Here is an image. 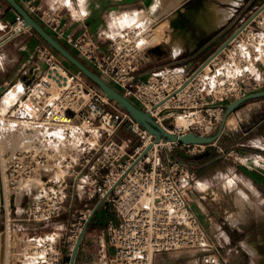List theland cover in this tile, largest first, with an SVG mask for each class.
<instances>
[{
  "label": "built area",
  "instance_id": "2783aa9c",
  "mask_svg": "<svg viewBox=\"0 0 264 264\" xmlns=\"http://www.w3.org/2000/svg\"><path fill=\"white\" fill-rule=\"evenodd\" d=\"M25 9L123 95L149 112L157 124L176 134L210 130L227 103L252 92L256 85L244 81L247 56L239 48L245 42L239 35L249 30L250 24L222 50L233 47L220 61L221 53L201 69H197L199 65L189 70L166 65L140 78L137 72L147 43H138L141 35L135 27L103 32L100 42L109 41L110 49L100 53V42L85 32L64 29L59 11L39 7L32 0L26 2ZM24 28L16 13L14 23L0 36V46ZM36 54L44 68L24 87L25 95L12 105L15 108L7 112L14 119L5 120V124L19 125V134L29 144L9 153L0 165L4 199L11 191L26 192L37 185V194L25 209L27 220L46 222L63 211L77 214L63 240L54 236L31 247V254L37 255L33 264H69L63 248L70 257L94 208L107 205L117 221L109 219L94 237L95 259L86 264H152L156 253L183 248L202 252L201 264H227L189 204L187 191L194 183L193 174L176 158L162 156L163 148L196 154L211 144L155 143L154 136L141 129L124 109L114 106L98 89L88 87L79 71L65 69L47 44H39ZM177 115L192 121L177 126ZM169 119L174 123L168 125ZM124 126L139 138L132 148L131 140L118 137ZM148 145L151 147L146 150ZM42 172L43 179L36 183ZM11 207L12 201L4 202L6 230L12 224Z\"/></svg>",
  "mask_w": 264,
  "mask_h": 264
},
{
  "label": "crops",
  "instance_id": "0c3cea01",
  "mask_svg": "<svg viewBox=\"0 0 264 264\" xmlns=\"http://www.w3.org/2000/svg\"><path fill=\"white\" fill-rule=\"evenodd\" d=\"M17 1L26 8L28 0ZM32 1L38 4L39 7L59 11L63 27L67 32H85L98 42L101 41L100 38L103 32H113L116 29L128 27L121 25L119 21L125 14L131 15L134 12H140L143 16L148 11V6L151 3V0ZM212 1L217 4H224V6L220 5L217 10L226 9L229 11L226 21L218 27L209 29L210 31L203 29L200 24H191L197 26L198 30L193 34L190 29L193 41L191 45L187 46L191 48L195 46L196 34L199 32L203 31L202 33L209 34L222 26L230 27L238 21L235 30L250 17L260 3L264 2V0H259L258 5L250 15L247 16L246 14L242 19H239L241 17L239 14L240 6L244 0ZM16 13L4 1L0 0V36L6 33L9 25L14 23ZM206 22L209 24L211 21ZM251 24L256 26L255 29L258 32H254V38L251 39L250 37L249 41L241 43L239 48L242 50L246 47L244 53L247 56L250 47L253 46L255 49L252 47V50L257 51V44L260 40L263 41L260 49L262 51L261 57L254 61L253 68L248 66L247 69L250 71H247L244 68L246 65L243 67L244 71H247L243 76L244 81L249 84L254 82L256 85H252V91H257L264 89V9L259 19L256 22L252 21ZM251 24L249 30L239 35L241 38L247 39L248 32L253 28ZM42 43L45 42L34 30L24 28L15 37L0 46V87L7 88L8 85L18 81L25 84L31 77L34 78L41 73L44 62L37 56L36 47ZM168 48L170 50L169 45ZM109 49V41L100 42L98 48L100 53H107ZM152 49H155V51ZM232 49L233 47L230 46L227 50L221 52L218 60L220 61L221 57H224L227 51ZM165 53L166 50L161 48L158 43L144 52L140 59L142 71H138L137 75L140 78H145L153 70L162 67L154 65L147 68L146 65L152 63V60L160 59ZM179 53L180 51L176 54L172 53V56L175 57ZM203 59L199 60L196 55H191L186 58V62L183 64L182 60L179 59L180 64L171 61L167 62L166 65L189 70L200 65ZM246 63L247 59L244 64ZM253 73H256V75L254 76ZM87 86L92 87L91 85ZM4 105L3 97H1L0 106ZM12 105L7 108L6 113ZM259 105L263 106L262 109H255ZM206 148L209 149V154L198 159L183 158L177 155L175 150H167L162 153V156L176 158L187 165L189 171L193 174L194 183L187 191L189 204L197 215L207 237L220 247L227 264H259V246L251 238V232L254 228L248 227V222L264 220V98L248 101L238 107L228 117L225 129L219 139ZM226 177H229L227 181H225ZM15 193L16 197H14L15 200H12L11 207L12 225L21 232L23 237L27 236L29 239H33L30 236L33 233H39L36 229L43 228L47 224L36 225V222L27 220L25 209L15 210L20 192L15 191ZM5 202L8 203L7 198H5ZM103 210L102 207L97 208L86 222V231L81 239L75 264H86L95 259L93 248L94 229L102 230L109 219L117 221L114 218L115 215L112 214L109 215L103 225H99L97 217ZM0 214L4 215L2 212ZM105 214L107 215V213ZM63 221L66 222V226L70 225L69 216L64 218ZM53 227L50 229H53ZM67 230L68 228L60 227L52 232L55 237L63 240L67 235ZM30 250L31 246L26 245L23 241L18 244L13 243L10 251L15 256V258L13 257L14 264H33L22 261V259H31L33 254L24 255L21 259L16 258V256L22 255L23 252L28 253ZM63 253L64 259L69 261L70 257L66 256L65 247ZM201 258L202 252L191 248H183L156 253L152 264H201Z\"/></svg>",
  "mask_w": 264,
  "mask_h": 264
},
{
  "label": "rangeland",
  "instance_id": "374dc122",
  "mask_svg": "<svg viewBox=\"0 0 264 264\" xmlns=\"http://www.w3.org/2000/svg\"><path fill=\"white\" fill-rule=\"evenodd\" d=\"M221 1L226 2L229 0H221ZM258 1L259 0H244L243 4H241V6H240L239 14L241 17H239V19H242V17L246 14H247V16L250 15V13L253 12L255 10L256 6L258 5ZM218 4L212 0H151L150 5L148 6V11L145 13V15L142 16V19L140 21H138L136 23L135 22L133 23L131 21L130 22L120 21V24L122 23L121 25L128 26V27H135L137 29L138 33L141 35V37L138 40V43H141L142 41H146V43H147V47L145 49V52L157 43L160 45L161 48L166 50V53L164 56H162L160 59L152 60L153 61L152 63L146 65L147 68L152 67L154 65L166 66V63L171 62V61L176 62V64H180L181 62L180 63L178 62L179 59L182 60V64H183L186 62V58L190 57L191 55H196L199 58V60H202L203 58L208 56L229 36L230 32H233L236 24H238V21H236V23L231 25L230 27L222 26L218 30H215L209 34L202 33L203 31L199 32L196 34L195 46L193 48L187 46V45H191V43L193 41V35L191 34V30H192L193 34H195V32H197V30H198L197 26H195V25L197 23L201 25V23H200L201 21H205V22L209 21L208 20L210 18L209 14L212 12V10H210L211 8L217 7L216 9H218V8H220V5L224 6V4H222V3H218ZM212 5H213V7H211ZM190 14H192L194 16L193 17L194 23H192L191 19H189V17H188ZM206 14H208V18L206 17ZM158 17H160V18H158ZM195 17L198 21L195 19ZM178 18H181L183 20L184 29L188 32V35H186L184 33L183 34L182 33L177 34L175 32H172L173 31L172 26H174V28H177L176 26H178V21H177ZM138 24H140V25H138ZM191 24H195V25H191ZM250 24H251V22H250ZM251 26L253 28L251 31L248 32L247 39L244 40L246 43L249 41V37H251V39L254 38L253 35H255V33H252V31L258 32L255 29L256 26L254 24H251ZM171 32H172V34H171ZM170 34H171V38H170V40H168ZM178 41L182 42V46L179 50L175 51L174 47ZM262 43H263V41L260 40L259 43L257 44L258 45V47H256L257 51L252 50L253 46L249 48V52L247 53V56H248L247 63L245 64L246 66L244 67L245 69L248 66H250V68L251 67L253 68L252 64L254 63V61L257 58L261 57L262 51H260V49L262 48V45H261ZM168 45H169L171 51L169 50ZM49 48L51 50H53L51 47H49ZM179 51H180V53L177 56H175V57L172 56V53L176 54ZM55 56H56V59L58 61H60V64L65 69H67L69 72H77V70L74 67L70 66V64L64 58H62L58 53L55 52ZM237 65L238 64H236V67H237ZM167 66H170V65H167ZM141 69L142 68L139 69V72L142 71ZM253 75L255 76L256 73H253ZM82 76H83V79L87 85H91L93 88L97 89L95 86H93V84L84 75H82ZM16 83H14V84H16ZM14 84L8 85L7 89L12 87ZM25 86H26L25 84L22 86V90L20 89L17 92V94L15 95V97L13 98L12 101H10L8 103L4 102L5 105L2 107L0 106V124L5 123V120L14 119L13 117H10L7 115V113H6L7 108L10 105L14 104L18 100L19 95L24 93L23 89ZM98 91H100V90H98ZM4 92H0V98ZM24 95H25V93H24ZM111 103L114 106H117V104L114 103L113 101H111ZM15 106L16 105L11 106L9 111H11V109H14ZM262 107H263L262 105H259L255 109H262ZM12 114H14V113H12ZM184 118L185 117H183V116L177 115L176 121H175L176 125H185L186 123L184 121ZM199 118H201V117H195V119H199ZM185 120H186V118H185ZM167 121L169 122L170 125L174 123L170 119ZM217 124L218 123H216L210 130H208V128H207V130L201 129V130H198L197 132H199L201 134L210 133V132L215 130V128L217 127ZM6 125H7V127L12 126L9 123H7ZM13 127L14 128L17 127L15 130L18 131L20 126L14 125V126H12V128ZM16 132L14 135H11V137H9V139L7 140V144H3V142H0V159H1L0 161H1V164L7 158V155H9V153H12L17 148L25 147L29 144L28 141L22 139V137H21V139H20V137L18 138V136L16 134L19 131L17 133ZM118 137L131 140L130 148H132L135 144H137L139 142V138L135 134H133L130 130H128L126 128V126L122 127L118 131ZM11 141H13V142H11ZM24 144H25V146H23ZM165 151H167V150L163 148L162 153H164ZM43 175H44V172H42L36 178V183H38L41 179H43ZM228 179H229V177H226L225 181H227ZM37 190H38V187L36 185V187H32L30 189H27L26 192H20V198H19L18 202H16L17 206H16L15 210L16 209H19V210L26 209L28 204L36 196ZM15 195H16V193L14 191H11L10 193H8V195H7L8 203L12 200H15L14 199V197H16ZM4 202H5V199H4ZM92 203H94V200L92 201ZM76 204H77V202H76ZM79 206L80 205H78V207ZM9 207H10V205H9ZM103 209L104 210L97 217V219H98L97 221H98V223H100L99 225H103L107 221V219L109 218V215L113 214L111 206L107 205V207L103 208ZM105 213H107V215ZM76 214L77 213L75 211H70V212L63 211L59 216L51 218L46 222H36L35 223L36 225H43V224H47V225L43 228L36 229L39 231V233L38 234L33 233V235L30 236L33 239H31V238L29 239V237H27V236L23 237L21 232L18 231L17 229H15V227L12 224H11V228L9 229V232H7L6 227H5L4 215L2 216L0 214V234H4V236H5L4 264H8L10 257H12V259H13V257L15 258V256H13L12 252L10 251V248H11L13 243L18 244V243H20V241H23L26 245H30L32 247L42 240H52L53 237L55 236L54 233L52 232L54 229H57L60 227H63V228H69L70 227V225L69 226L65 225L66 222L63 221V219L69 216V221L71 223L74 221ZM11 216H12V210H11ZM114 218H116V217L114 216ZM116 220H117V218H116ZM30 222H35V221H30ZM226 224H227V222H226ZM52 226H54L53 229H50ZM248 227L254 228V230L251 232V238H253L259 246V252H258V254L260 255L259 264H264V220L263 221L257 220V222L249 221ZM94 230L95 231L93 233H94V237H95L100 231H99V229H94ZM67 233H68V230H67ZM7 234H8V236H7ZM13 238H14L15 242L13 241ZM29 254H31V252H28V253L23 252L22 255H20V256L18 255V256H16V258L18 257L19 259H21L22 256H24V255L28 256ZM108 257L109 258L111 257L110 254H108ZM36 259H37V255L33 254L31 259H26V260L22 259V261L24 263H33ZM13 263H14V259H13Z\"/></svg>",
  "mask_w": 264,
  "mask_h": 264
},
{
  "label": "water",
  "instance_id": "95a60500",
  "mask_svg": "<svg viewBox=\"0 0 264 264\" xmlns=\"http://www.w3.org/2000/svg\"><path fill=\"white\" fill-rule=\"evenodd\" d=\"M10 7H12L23 19V25L26 28L34 30L41 39L47 43L55 52H57L62 58H64L71 65L76 67L78 71L84 75L98 90H100L104 96L114 103L118 107L124 109L135 121L138 122L141 129L146 130L149 134L154 136V142H179L185 145L190 144H200V145H210L216 142L222 135L228 117L234 113V111L240 107L242 104L255 100L264 98V89L249 92L241 97L235 98L224 106V111L220 117L217 127L214 131L201 134L193 131H189L183 134H176L171 131L165 130L162 126L157 124L149 112L144 111L131 99L123 95L117 88L105 80L101 75H99L90 65L83 61L80 57L75 55L67 46H65L57 37H55L49 30H47L33 15H31L17 0H4ZM264 9V2L260 3L258 8L250 15V17L242 23L238 28H236L213 52L206 56L200 63L197 69L203 68L208 62L216 57L218 54L224 50L228 44L236 38L242 30L252 22V20ZM155 51V49H152ZM33 77L26 81L25 85H28L32 81ZM7 88L0 87V92H4ZM151 145L146 147L148 150ZM175 153L183 158L187 159H198L209 154V149L206 148L204 151L194 155L185 153L181 149H176ZM4 208V196L1 183V172H0V213ZM98 208L96 206L92 212L94 214L95 210ZM91 215V216H92ZM87 224L82 228L79 237L75 241L71 255L69 258V264H75L76 255L80 246L82 237L85 234ZM2 247L4 249V235H2ZM8 264H14L12 257H10Z\"/></svg>",
  "mask_w": 264,
  "mask_h": 264
},
{
  "label": "bare ground",
  "instance_id": "6f19581e",
  "mask_svg": "<svg viewBox=\"0 0 264 264\" xmlns=\"http://www.w3.org/2000/svg\"><path fill=\"white\" fill-rule=\"evenodd\" d=\"M211 7H213V5L211 6ZM209 8V7H208ZM217 8V7H216ZM215 8L213 7V8H211L210 10H212V12H211V19H208V20H210L211 22H209V24L207 23V22H204V21H201L200 23H201V26H202V28L203 29H205V30H209V29H211V28H215V27H218L220 24H222L223 22H225L226 21V19H227V17H228V15H229V11L228 10H226V9H221V10H217V9H215ZM193 14V13H192ZM192 14H190L188 17H189V19H191V21H192V23H194V19H193V15ZM209 16H210V14H209ZM206 17L208 18V14H206ZM158 18H160V17H158ZM157 18V19H158ZM200 18V17H199ZM142 19V14L140 13V12H134L133 14H131V15H128V14H125L122 18H120V20L119 21H128V22H138V21H140ZM195 19H196V17H195ZM197 20V19H196ZM178 26H176L177 28H174V26H172L173 27V31L172 32H175V33H177V34H186V35H188V32L184 29V23H183V20L181 19V18H178ZM198 21V20H197ZM122 24V23H121ZM161 24V23H160ZM198 24V23H197ZM173 25V24H172ZM171 27V26H170ZM210 31V30H209ZM172 32H171V34H172ZM171 34H170V36H169V39L168 40H170V38H171ZM250 38V37H249ZM243 43H245V42H243ZM181 46H182V42L181 41H178L176 44H175V47H174V50L175 51H177V50H179L180 48H181ZM245 49H246V47L244 48V49H242V51H245ZM252 68V67H251ZM246 70L247 71H250L249 69H247L246 68ZM24 84L21 82V81H18L16 84H14L12 87H10V88H8V89H6L5 90V92L3 93V95H1V97H3V102H5V103H8V102H10V101H12L13 100V98L15 97V95L17 94V92L21 89L22 90V86H23ZM4 103V104H5ZM179 120V119H178ZM175 121H176V119H175ZM181 121V120H180ZM184 121H185V125H188V123H190L192 120H191V118H186V120H185V118H184ZM183 121V122H184ZM182 122V123H183ZM177 126H182V125H177ZM17 127H13L12 128V126L11 127H7V125L5 124V123H1L0 124V142H3V144H7V140L9 139V137H11V135H14L15 134V129H16ZM18 132V131H17ZM16 132V133H17ZM19 133V132H18ZM16 134L17 136H18V138L20 137V139H21V137H22V135L21 134ZM16 137V136H15ZM14 141V140H13ZM13 141H11V142H13ZM22 142V141H21ZM26 142V141H25ZM10 144V143H9ZM16 145V144H15ZM20 145V144H19ZM22 145V144H21ZM23 146H25V144L23 145ZM1 160V159H0ZM0 165H2L1 164V161H0ZM15 192V191H14ZM4 196V195H3ZM7 232H9V229H7ZM2 235H4V234H0V264H4V249H2L1 250V247H2V244H3V242H2ZM7 236H8V234H7ZM4 243H5V236H4ZM4 248H5V246H4Z\"/></svg>",
  "mask_w": 264,
  "mask_h": 264
},
{
  "label": "trees",
  "instance_id": "16d2710c",
  "mask_svg": "<svg viewBox=\"0 0 264 264\" xmlns=\"http://www.w3.org/2000/svg\"><path fill=\"white\" fill-rule=\"evenodd\" d=\"M2 1H4V0H2ZM4 3H6L5 1H4ZM6 5H8L7 3H6ZM8 7H10L9 5H8ZM11 9H13L12 7H10ZM14 10V9H13ZM47 44V43H46ZM48 45V44H47ZM49 46V45H48ZM50 47V46H49ZM71 50V49H70ZM75 55H76V53L73 51V50H71ZM57 53V52H56ZM69 63V62H68ZM70 64V63H69ZM70 66H72V67H74L73 65H71L70 64ZM77 71H78V69L76 68V67H74Z\"/></svg>",
  "mask_w": 264,
  "mask_h": 264
}]
</instances>
